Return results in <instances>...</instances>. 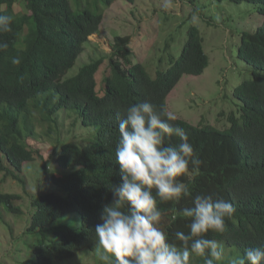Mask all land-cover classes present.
<instances>
[{"label":"trees","instance_id":"16d2710c","mask_svg":"<svg viewBox=\"0 0 264 264\" xmlns=\"http://www.w3.org/2000/svg\"><path fill=\"white\" fill-rule=\"evenodd\" d=\"M116 1L0 0V14L13 17V31L0 34V41L9 45L0 51V171L25 184L20 174L24 163L41 157L28 139L54 136L60 145L55 162L62 172L52 174L50 181L65 192L32 197L28 231L50 228L57 239L35 244L34 257L23 264L64 263L82 249L99 247L95 227L102 223L103 207L113 202L111 186L120 183L115 149L124 110L145 100L168 110L167 98L180 80L188 74L201 75L210 65L204 37L193 25L177 58L174 38L166 40L163 51L169 54L170 65L156 68L155 75L141 61L134 62L131 37L116 35L109 55L94 57L67 76L89 38L100 31L105 10ZM229 1L237 6L252 3L264 15V0ZM238 56L252 63L251 77L234 89L242 103L240 117L231 112L230 126L223 128L209 122L196 125L177 116L173 122L185 131L201 160L190 178H180L192 197L212 195L235 209L225 220L224 234L206 236L223 245L221 264L232 256H243L248 248L264 247V22L242 32ZM12 57H19L21 63L13 65ZM107 59L110 72L103 75L98 90L97 73ZM61 112L76 115L88 136L78 142L64 135ZM165 143L176 145L180 140L173 136ZM192 197L178 204L157 201L163 213L162 230L178 246L176 232L190 233V220L182 216V210L193 206ZM22 199L20 193L0 191V209L4 206L22 215L30 210L17 204ZM72 214L78 215V227L70 222L54 225ZM191 264H204L203 258L193 257Z\"/></svg>","mask_w":264,"mask_h":264},{"label":"rangeland","instance_id":"374dc122","mask_svg":"<svg viewBox=\"0 0 264 264\" xmlns=\"http://www.w3.org/2000/svg\"><path fill=\"white\" fill-rule=\"evenodd\" d=\"M263 22L264 15L252 3L237 6L229 0H136L134 3L117 0L105 10L100 31L89 38L67 76L76 74L92 58L109 55L116 35L131 37L134 62L141 61L155 75L156 68L170 65V56L163 51L166 40L174 38L172 44L177 58L187 40L188 28L194 25L204 37L210 65L203 74H188L180 80L167 98L168 111L196 125L209 122L219 128L229 127L230 113L241 115L242 103L235 97L234 89L251 77L252 70V63L238 56L241 34L244 30L257 29ZM109 68L107 59L97 73L98 90ZM75 118L74 114L61 112L59 123L64 135L79 142L88 132ZM90 131L93 133L92 129ZM28 140L41 157L24 163L20 174L25 184L13 179L8 171H0V191L22 194L24 199L17 204L30 209L22 215L8 212L4 206L0 209V264H23L34 257L35 244L57 239L50 228L33 233L28 231V226L34 195L49 191L65 193L50 181L52 174L62 172L55 162L60 145L54 136ZM69 222L78 227V215H66L54 225ZM100 251L99 247L82 249L68 261L55 264H101Z\"/></svg>","mask_w":264,"mask_h":264},{"label":"clouds","instance_id":"9594fccd","mask_svg":"<svg viewBox=\"0 0 264 264\" xmlns=\"http://www.w3.org/2000/svg\"><path fill=\"white\" fill-rule=\"evenodd\" d=\"M13 17L0 14V34L11 33ZM9 47L0 41V51ZM19 65L21 59L12 57ZM119 119V139L115 149L120 183L111 186L113 202L105 205L95 227L101 249V264H191L193 257L204 264H221L225 249L216 239L206 238L209 232L224 234L226 218L235 209L224 199L212 195H196L181 177L190 178L198 171L201 160L188 141L185 131L173 122L176 117L163 105L147 100L131 104ZM179 138L176 145L166 139ZM192 197V207H185L190 233L176 232L169 242L162 230L163 213L157 201L178 204ZM227 264H264V247L248 248L243 256L227 258Z\"/></svg>","mask_w":264,"mask_h":264}]
</instances>
